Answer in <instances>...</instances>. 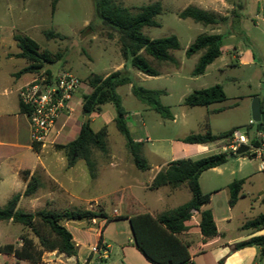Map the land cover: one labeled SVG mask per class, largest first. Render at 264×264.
Returning a JSON list of instances; mask_svg holds the SVG:
<instances>
[{
  "label": "rangeland",
  "instance_id": "rangeland-1",
  "mask_svg": "<svg viewBox=\"0 0 264 264\" xmlns=\"http://www.w3.org/2000/svg\"><path fill=\"white\" fill-rule=\"evenodd\" d=\"M6 1L3 0V2ZM21 1L26 2L30 9L34 8L38 11L26 21L17 22L15 24L18 25L17 30L35 40L42 51L47 50L53 54L62 55L61 60L45 65L44 69L54 72L62 68L84 82H87V78L92 74L107 76L118 70L129 74L133 84L119 87L117 94L122 107L128 113V121L132 124L130 133L133 140L137 137V133L141 135L144 130L142 121L146 123L148 136L154 146L157 144V139L204 134L207 131V123L210 131L216 135L235 129L243 134L248 133L251 139L257 137L259 129L258 124L252 120V103L255 99H259L264 111V2L258 4L257 0H227L231 9H226L220 15L227 16L228 21L216 26H205L191 19L179 17L181 11L192 5L191 0H117L120 5L135 12L144 5L160 2L163 11L156 17L159 26L145 28L144 33L151 39L177 36L180 42V49L171 52L177 64L160 65L144 54L150 64L160 73L157 77H151L141 73L124 60L118 34L104 26L102 19L96 15L93 0H57L55 9H53L55 0ZM11 2H16V0ZM234 11L240 14L238 19L233 14ZM5 23L11 25L12 22L6 21ZM48 31L62 35L63 39H48L45 35ZM110 34L112 37L109 36ZM201 34L223 35V53L207 68L205 74L194 76L193 71L201 54L188 57L186 51ZM235 47L239 54L238 60L234 59ZM132 85L166 92V95L161 97V103L168 108L172 116H175V122L172 119L163 118L147 104L137 99L132 93ZM215 85H221L224 88L227 95L226 101L209 107L191 108L184 105L185 98L194 91ZM213 110L217 111L209 113ZM136 112H140L142 116L135 115ZM115 114V108L111 104L104 107L102 113L96 112L90 116L93 120L91 127L94 130L107 127L109 147L112 150L122 151L127 143L125 137L118 132L115 126L113 119ZM87 118L85 117L84 121ZM220 152L222 148H216L210 153ZM55 154L64 158L62 153L56 152ZM259 164L260 160L254 158L252 153L229 160L228 168L230 169L227 173L233 171L235 180H244L242 187L244 197L239 199L233 209L229 205L230 198L226 195L221 194L214 201L218 216L231 215L228 237L245 236L251 231L264 233V230L241 229L243 223L264 214V194H262L264 193V172L258 170ZM66 176L67 178L72 177L73 180L77 176L76 180L81 183H90L92 180L84 162H80ZM123 183V180L100 182L97 194H109ZM75 185L73 184L74 187ZM50 187L58 192L57 186L46 184V189ZM18 189L15 187L4 190L5 192L19 191ZM2 191L3 189L0 188V195ZM74 191L81 193L76 187ZM61 198L64 199V197H59L56 205L58 207L61 206L59 205ZM105 201L104 207L108 215L115 207L120 208L114 196L107 197ZM6 204L7 200L0 199V207ZM38 209L41 208L31 203L27 197H22L18 204V210L21 211L34 213ZM23 235L38 242L34 234L22 225L11 221L0 222V247L7 244L20 247ZM51 258L53 257L45 253L39 264H47ZM11 263L12 257L0 254V264Z\"/></svg>",
  "mask_w": 264,
  "mask_h": 264
},
{
  "label": "crops",
  "instance_id": "crops-1",
  "mask_svg": "<svg viewBox=\"0 0 264 264\" xmlns=\"http://www.w3.org/2000/svg\"><path fill=\"white\" fill-rule=\"evenodd\" d=\"M11 1L3 2L2 0L1 2L0 0V188L3 189L0 199L8 202L15 194H23L30 179L35 176L40 181V188L35 195L27 198L31 203L41 208L38 210H101L106 215V218L94 219V222L92 220L65 223L78 248L77 255L66 257L56 251L48 252L46 255L53 258L48 260L47 264H98L96 258L91 254V246L99 241L106 243L110 248V259L106 264H151L133 246L134 238L129 218L146 213L156 217L189 202L192 197L186 184L176 188L166 186L151 190L150 186L156 175L163 167L177 160H198L214 155L210 152L216 148H222L220 153H229V151L225 150L226 146H223L222 143L207 145L184 143L182 139L188 135L173 139H157V144L154 146L148 136L146 123L142 121L144 130L141 135L140 133L136 134L137 137L134 141L142 145V156L150 166L149 170L143 172L135 166L127 144L126 150L122 151L112 150L109 147V131L106 127L108 131L107 153L94 151L93 154L96 163V176L92 178L90 175L92 179L90 183L78 182L77 176L74 180L72 177L67 178V173L84 161L80 160L75 166L69 168L64 152L58 150L56 146L67 145L78 136L85 118L82 113V96L89 94L92 89L87 82L80 79L82 87L70 102L71 113L60 118L45 144L41 146L40 152H36L32 142L30 120L20 110V90L38 80H51V77L62 68L54 72L50 69H43L36 73L16 75L28 66V62L18 56L20 49L14 36L23 33L17 30L18 25L15 24L26 21L38 10L30 9L28 4L21 0H16L13 3ZM191 1L193 2L191 6L219 14L230 8L227 0ZM260 2H264V0H257L258 4ZM258 12H260L259 8ZM6 21L12 22L11 25L6 24ZM25 31L27 30L25 29ZM236 48L234 59L238 60L239 54ZM164 95L166 92L162 96ZM108 105L110 103L103 105L98 113H102L104 107ZM216 111H209V113ZM134 114L142 116L140 112ZM115 118L116 114L113 116L114 121ZM172 121L175 122V116L172 117ZM128 127L131 130L132 124L129 121ZM56 152L62 153L64 158L56 156ZM229 160L219 167L204 172L200 177L202 192L211 194L210 203L203 206L202 209H210L213 212L220 235L204 242L199 228L200 214L195 212L192 219L186 223L188 229L179 236L190 246L192 264H264V256L261 255L258 247H246L231 251L233 245L252 237L263 236L264 233L251 231L245 236L228 237L231 215L218 216L214 201L221 194L230 198L229 186L235 181L233 171L227 173L230 169L228 168ZM258 170L264 172L261 169V164H259ZM114 180H123L124 183L109 194H97L100 182ZM46 184L57 186L58 192L51 187L46 189ZM73 184H76L75 187L81 191L80 194L74 191ZM15 187H18L19 191L5 192L4 190ZM110 196L116 197L120 208L115 207L108 215L104 206L105 200ZM59 197H64V199L61 198L62 201L59 204L63 207L56 206ZM242 197L244 194L241 191L240 198ZM238 202L239 200L231 209L235 208ZM245 223L241 225L242 230H244L242 227ZM220 224L224 226L221 227Z\"/></svg>",
  "mask_w": 264,
  "mask_h": 264
},
{
  "label": "trees",
  "instance_id": "trees-1",
  "mask_svg": "<svg viewBox=\"0 0 264 264\" xmlns=\"http://www.w3.org/2000/svg\"><path fill=\"white\" fill-rule=\"evenodd\" d=\"M96 15L103 21L104 26L117 33L121 45V54L125 61L141 73L157 77L159 71L154 68L147 56L153 58L158 64H177V60L171 54L180 49L177 36L161 39H151L144 33L145 28L158 27L156 17L163 11L160 2L144 5L133 11L120 5L117 0H93ZM53 3V9L55 4ZM238 19L240 14L233 12ZM181 19H191L205 26H216L228 21L227 16H222L213 11H207L196 6H188L179 13ZM48 39L63 36L53 31L45 33ZM112 37V34L109 35ZM15 41L20 49L18 56L28 62V66L20 71L17 76L25 73L40 72L47 64H53L62 59L60 53L53 54L47 50H41L39 44L32 38L16 34ZM224 36L221 34H201L190 45L186 55L191 57L200 53L199 61L193 71L194 76L203 75L206 69L222 55ZM145 54V55H144ZM50 74V72L48 71ZM87 84L92 91L82 96V113L88 117L84 121L78 136L67 145L56 146L63 151L69 168L75 166L78 161L85 162L92 178L96 176V163L93 159L94 151L107 153V128L94 131L91 127L90 116L99 112L105 104H112L116 111L115 123L118 131L125 137L127 147L132 155L135 166L140 171H147L150 166L142 156L141 144L136 143L131 137L128 127L127 112L122 107L117 89L124 85L133 84L132 78L126 71L118 70L106 77L92 74L87 78ZM133 95L141 102L147 104L165 119H172V114L161 103L163 91L148 90L132 85ZM227 100V95L221 85L194 91L184 100V105L194 107H209L213 104ZM263 110V104L261 102ZM22 113H28V108L20 102ZM204 134H191L182 139L187 144L207 145L222 143L229 145L235 129L213 134L208 123ZM36 152H40L41 144H33ZM232 153H218L198 160L181 159L163 167L154 178L150 189L157 190L162 187L176 188L186 184L191 192V200L175 209L165 211L154 217L151 214H139L129 218L134 243L133 246L151 264H192L190 246L179 236L187 229L186 223L192 219L195 212L200 214V232L203 241L206 242L220 235L213 212L210 209H202L211 201V194H204L200 186V177L210 169L225 164L227 157ZM248 156V153L242 157ZM244 181L235 180L230 186V207H234L240 198ZM40 188V181L33 176L27 184L23 194H15L4 207H0V222H13L29 229L38 239L36 243L31 237L23 235L21 246L15 247L7 244L0 247V254L12 257L11 264H39L43 255L56 251L66 257L77 255L78 248L73 240L72 233L65 223L70 221H92L104 219L106 215L101 210H65L57 211L42 209L34 213L18 210V204L22 197H31ZM248 229H264V214L246 222L243 227ZM246 247H258L264 256V236L252 237L246 241L233 245L231 251Z\"/></svg>",
  "mask_w": 264,
  "mask_h": 264
},
{
  "label": "built area",
  "instance_id": "built-area-1",
  "mask_svg": "<svg viewBox=\"0 0 264 264\" xmlns=\"http://www.w3.org/2000/svg\"><path fill=\"white\" fill-rule=\"evenodd\" d=\"M81 87L82 81L77 76L61 69L51 80H38L20 90V102L28 108L26 115L31 124L33 144H45L60 118L71 113L70 102ZM243 145L249 147L247 153H252L254 158L260 160L264 171V133L258 130L257 137L251 139L248 133L236 130L225 150L233 154ZM91 254L98 264H106L110 259V248L99 241L91 246Z\"/></svg>",
  "mask_w": 264,
  "mask_h": 264
},
{
  "label": "water",
  "instance_id": "water-1",
  "mask_svg": "<svg viewBox=\"0 0 264 264\" xmlns=\"http://www.w3.org/2000/svg\"><path fill=\"white\" fill-rule=\"evenodd\" d=\"M89 118L86 119L88 121ZM252 120L258 124V129L264 133V111L261 107L259 99H255L252 103ZM249 151L248 146H241L236 153H233L227 157V159H233L235 157H241Z\"/></svg>",
  "mask_w": 264,
  "mask_h": 264
}]
</instances>
